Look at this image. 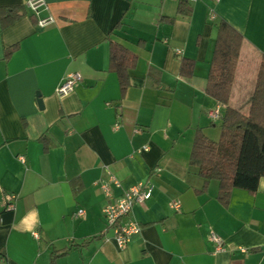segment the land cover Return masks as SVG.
Wrapping results in <instances>:
<instances>
[{
    "label": "crops",
    "instance_id": "crops-1",
    "mask_svg": "<svg viewBox=\"0 0 264 264\" xmlns=\"http://www.w3.org/2000/svg\"><path fill=\"white\" fill-rule=\"evenodd\" d=\"M29 1L0 0L19 15L5 27L0 18V264H264V178L225 205L219 182L206 186L190 165L197 130L221 134L209 117L220 103L207 94L221 21L243 36L229 107L250 112L264 0H46L38 15ZM112 43L135 57L124 93ZM71 73L82 81L60 97ZM109 173L122 183L116 198L155 188L133 209L142 230L124 249L103 214Z\"/></svg>",
    "mask_w": 264,
    "mask_h": 264
},
{
    "label": "trees",
    "instance_id": "trees-1",
    "mask_svg": "<svg viewBox=\"0 0 264 264\" xmlns=\"http://www.w3.org/2000/svg\"><path fill=\"white\" fill-rule=\"evenodd\" d=\"M3 11L0 10V18L4 27L19 17L15 10H7L6 15ZM242 43L241 33L225 21L219 23L207 94L224 106L221 134L215 141L198 129L190 158V165L197 169L206 186L212 180L219 182L218 198L225 205L229 204L234 189L254 194L264 178V58L250 112L245 115L229 107ZM13 51L7 52L6 58ZM134 61L135 57L127 49L111 44L110 70L118 74L123 93L129 84L128 69ZM189 66L190 62L183 61V74Z\"/></svg>",
    "mask_w": 264,
    "mask_h": 264
},
{
    "label": "built area",
    "instance_id": "built-area-1",
    "mask_svg": "<svg viewBox=\"0 0 264 264\" xmlns=\"http://www.w3.org/2000/svg\"><path fill=\"white\" fill-rule=\"evenodd\" d=\"M188 1L196 2L197 0ZM28 7L33 13L38 15L40 9H48V4L46 0H30ZM211 19H214L213 15H211ZM54 22V17L49 15L46 18L40 19L38 24L40 27H46ZM176 53L180 54L181 50H176ZM81 81L82 76L80 73H71L67 75L63 82L59 85L57 94L62 97L71 93ZM223 111L224 106L219 104L209 112V117L215 122L220 121ZM116 128H118V126H116ZM144 150H148V148L145 147ZM20 160L24 161V158L21 157ZM99 185L107 200L103 208L107 229L113 231L114 239L116 240L118 247L120 249H124L131 242L132 238L140 234L142 230L141 225L132 217L133 209L136 206H142L149 201L153 197L155 188L149 182L139 183L129 189L123 190L122 195L116 198L114 196V189L122 188V183L117 177L110 173L108 175V179L101 181ZM12 201L13 198L9 196L6 207L9 210L14 208ZM179 206L178 202L172 203V207L176 210H178ZM83 215L84 211L80 210L78 212V216L81 217ZM35 236L37 237V234H35ZM210 241L214 246V253H219L225 249L224 241L220 236L212 234ZM240 251L244 254L248 253L246 249H240Z\"/></svg>",
    "mask_w": 264,
    "mask_h": 264
},
{
    "label": "rangeland",
    "instance_id": "rangeland-1",
    "mask_svg": "<svg viewBox=\"0 0 264 264\" xmlns=\"http://www.w3.org/2000/svg\"><path fill=\"white\" fill-rule=\"evenodd\" d=\"M216 128H217L218 131H220V128H221V122L218 121Z\"/></svg>",
    "mask_w": 264,
    "mask_h": 264
}]
</instances>
